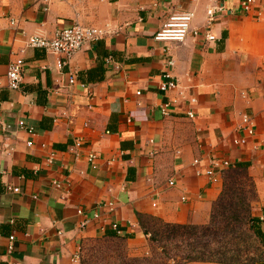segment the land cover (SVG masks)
<instances>
[{
    "label": "crops",
    "instance_id": "1",
    "mask_svg": "<svg viewBox=\"0 0 264 264\" xmlns=\"http://www.w3.org/2000/svg\"><path fill=\"white\" fill-rule=\"evenodd\" d=\"M214 4L224 9L206 24ZM187 7L191 26L213 40L152 38L168 13ZM73 23L109 32L62 66L56 54L25 45ZM17 57L21 81L7 88L6 65ZM169 78L174 86L161 90ZM0 79V264H77L72 254L85 240L145 239L139 216L204 224L224 170L238 162L264 236V0L249 12L236 0H0ZM168 99L178 101L161 115L157 105ZM242 114L251 135L240 129ZM211 157L230 166L209 184L196 171ZM82 216L88 222L78 228Z\"/></svg>",
    "mask_w": 264,
    "mask_h": 264
},
{
    "label": "built area",
    "instance_id": "2",
    "mask_svg": "<svg viewBox=\"0 0 264 264\" xmlns=\"http://www.w3.org/2000/svg\"><path fill=\"white\" fill-rule=\"evenodd\" d=\"M68 1H85V0H68ZM189 2H193L195 0H187ZM256 0H236V3L238 7L244 11L249 12ZM43 2H47V0H43ZM150 5L152 7H156L159 5L160 0H149ZM223 5L221 4H214L210 5L206 10V24H209L212 20V17L215 12H219L223 10ZM194 11L192 8L187 7L185 9H177L174 11H171L166 16L165 20L161 24V26L153 33L152 38L156 41H172V42H181L187 37L188 35H191L193 37H196L198 35H202L204 40H213L215 37L210 33L208 29L205 30H199L197 27L191 26V21L193 18ZM260 15L259 11H255L253 13V17L257 18ZM12 23V21H10ZM108 30H102L100 28H97L95 26L91 25H83L80 23H73L67 27H62L59 29H56L52 36L49 38L42 37L39 35H31L27 37L25 45L27 47L31 48H40L43 51L46 52H52L58 56L57 64L58 65H64L68 62L69 58L77 51L79 50L85 43L93 42L98 39H101L106 33H108ZM106 60L109 61V57H106ZM168 65L172 64V60L168 59L166 61ZM22 65L23 61L20 57H17L13 60H11L7 65L4 73V86L11 89H16L19 87V83L21 81V72H22ZM165 77H168L167 73H164ZM76 82V79L74 77V73L71 71H68L67 73V83L73 84ZM1 84V79H0ZM174 86V81L172 79H166V81H163L159 83V88L161 90L167 89ZM136 94H139L138 91L135 92ZM178 99H168L165 101L160 102L157 105V110L161 115H167L169 112V109L173 106H175ZM186 115L191 117V112H186ZM240 129L246 134L251 135L253 133L252 124L249 120V118L242 114L240 116ZM19 127H23V121L19 120L17 122ZM27 131H31V127H27ZM245 141V138L243 136L239 137L235 140L236 143H243ZM27 145H29L27 143ZM80 145V139H75L72 148L78 147ZM53 156V153H50L48 158L50 159ZM95 158L94 154H88L86 156L87 161L91 162ZM196 159L193 160V162L196 163ZM227 166H230V162L227 159H220L216 157H211L207 159V165L204 167V169L199 172L197 170V173H201L205 175L207 182L209 184L217 183L219 181V172L226 168ZM50 184L54 187H59V182L57 180H51ZM167 184L171 185L172 181L169 180ZM13 191H17V187L12 188ZM110 205V203H108ZM77 213L81 214V210L77 209ZM93 218H98L97 214H93ZM260 219H264V216H261ZM87 218L84 216L81 217L80 221L78 222V228H82L87 224ZM111 228L115 229L116 232H119L118 229L114 224H111ZM9 244L8 249H11V240L12 235L8 236ZM78 251L77 249L72 254V260L77 262L78 259Z\"/></svg>",
    "mask_w": 264,
    "mask_h": 264
},
{
    "label": "rangeland",
    "instance_id": "3",
    "mask_svg": "<svg viewBox=\"0 0 264 264\" xmlns=\"http://www.w3.org/2000/svg\"><path fill=\"white\" fill-rule=\"evenodd\" d=\"M237 188L240 189L244 205L249 208L247 210L251 214L249 202L253 191L250 179L246 175H239ZM244 220L234 223L237 231L232 236H235L234 241L237 244L234 241L217 243L213 236H208L207 241H210L208 248L221 245L224 251L222 255L208 254L201 247L203 238L192 241L186 237L187 233L179 230L174 232L172 237L161 240H148L145 237L137 241H126L117 236H101L85 240L78 248L77 264H251V257L264 256V248L252 233V229L248 227L250 220L249 222ZM221 222L220 217L217 218L214 228L211 229L210 226L207 231L214 230L216 237L223 236ZM156 224L153 221L148 226L151 229ZM200 251H203L204 257H211V260L201 261L197 258L193 260L192 257H197Z\"/></svg>",
    "mask_w": 264,
    "mask_h": 264
},
{
    "label": "trees",
    "instance_id": "4",
    "mask_svg": "<svg viewBox=\"0 0 264 264\" xmlns=\"http://www.w3.org/2000/svg\"><path fill=\"white\" fill-rule=\"evenodd\" d=\"M243 174L246 175V164L243 162L235 163L232 167H228L224 170L221 176V190L217 199L211 204L209 219L204 224H171L162 222L157 217H149L147 220L138 219L139 227L142 233L148 238V240H161L162 238H170L173 233L176 231H183L187 233V238H190L192 241L201 240L203 238L204 242L201 243L203 251L210 255H222L224 252L221 245L218 247L208 248L210 241H207L208 236H213L215 242H231L235 240V236H232L237 231L234 223L239 222L242 219L250 223L249 228L252 229V233L257 238L260 245L264 248V236L261 233L256 218L249 213V208L244 205L243 196L239 188H237L238 176ZM247 176V175H246ZM243 216V217H239ZM220 217L221 226L223 227L224 234L223 236L216 237V232L207 231L208 227L211 226V229L214 228L217 218ZM157 223L155 227L149 228V224L152 222ZM231 229V230H230ZM235 230V231H234ZM191 242V241H190ZM200 242V241H197ZM237 244L236 241H234ZM227 244V243H225ZM203 251H200L197 257H192L198 260H211L207 257H204ZM251 264H264L263 257H251Z\"/></svg>",
    "mask_w": 264,
    "mask_h": 264
}]
</instances>
